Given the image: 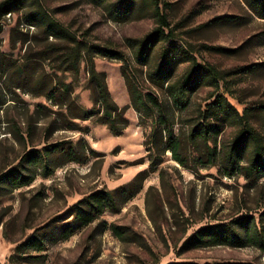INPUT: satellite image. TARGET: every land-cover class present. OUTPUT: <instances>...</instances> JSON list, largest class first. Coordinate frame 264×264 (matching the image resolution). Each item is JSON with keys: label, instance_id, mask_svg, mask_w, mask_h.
Segmentation results:
<instances>
[{"label": "rangeland", "instance_id": "374dc122", "mask_svg": "<svg viewBox=\"0 0 264 264\" xmlns=\"http://www.w3.org/2000/svg\"><path fill=\"white\" fill-rule=\"evenodd\" d=\"M161 1L174 41L151 43L145 63L138 41L158 26L147 0H25L1 16L0 178L11 170L33 177L1 184L0 264H264L255 239L244 246L191 239L217 223L264 235V171L251 162V138L233 152L245 129L264 146V0ZM39 6L64 30L54 34L49 18L36 16ZM167 48L172 79L194 61L201 66L185 109L149 78ZM91 61L125 109L119 135L97 116L74 119L65 104L71 95L96 108ZM134 93L166 99L175 151L156 125L158 107L138 109ZM219 93L245 118L234 110L205 118ZM201 121L210 123L207 136L192 134ZM40 154L45 162H32ZM100 190L113 193L112 206L87 224L75 221L82 199ZM242 216L250 217L246 227L236 220Z\"/></svg>", "mask_w": 264, "mask_h": 264}, {"label": "trees", "instance_id": "16d2710c", "mask_svg": "<svg viewBox=\"0 0 264 264\" xmlns=\"http://www.w3.org/2000/svg\"><path fill=\"white\" fill-rule=\"evenodd\" d=\"M25 0H3L0 2V18L8 10L12 9L17 4H21ZM34 1V0H33ZM261 1V0H258ZM161 0H147V3L154 6L156 10V18L158 26L151 33V35L140 39L137 45L136 57L138 60L148 62L149 55L152 50L151 43H154L157 39H163L172 44L174 41V31L171 28L168 32L165 31L166 27H169L170 23L168 22V17L160 10ZM167 2H164V5H167ZM251 4V3H250ZM252 8L258 13L262 14L261 11L257 9V5L251 4ZM39 10L35 12L36 16L40 18H49L48 15L43 11L42 7H38ZM264 17V15H260ZM1 27V25H0ZM48 27L52 28L54 34H59V30H64L57 21L53 19H48ZM182 51L184 50L181 49ZM179 51L181 54L182 51ZM171 49L167 48L160 54L159 60L154 65V71L150 73L149 78L158 84L161 88H165L168 94V98L172 100V103L177 109H185L190 103V94L196 88L201 68L200 65L194 61L191 68L182 76L172 79L170 73L169 61L172 59L170 55ZM90 72L94 81V91H93V100L96 108L88 109L80 104H78L75 99L70 95L67 104L72 113L73 118H79L81 120H88L93 117H98V120L102 123L108 125L109 129L116 135L121 134L126 126L128 125V119L125 115V109L121 108L112 98L111 93L108 89V85L104 74L97 72L93 61H91ZM209 75H213L215 78V71L209 69ZM133 103L138 109H143L145 112L152 107H158L160 112L157 119L156 125H164V128L161 130V135L165 132V138L168 148L175 151L176 134L174 131L173 123L171 122V115L168 112L167 101L165 98H160L158 96L151 97L150 95L142 96L139 94H133ZM234 110L239 114L236 108L226 99L224 94L219 93L213 102L208 104L206 109L205 118H211L221 112L229 113V111ZM241 119L245 118V115H240ZM249 126H252L250 122ZM156 126V128H157ZM197 126V127H196ZM195 128L192 130V134H205L206 136L210 132V123H201L199 122ZM252 140V150H251V162L254 165H258L262 171H264V146L258 139V135L252 131V129H245L242 131L238 139L235 141L233 147L234 153H239L244 150V146L248 141V138ZM211 149V147H210ZM233 154V153H232ZM46 154H40L32 160V162H45ZM15 170H11L8 177L0 178V190L4 187L1 184L7 182L8 184H28L32 175H27L22 171H17L14 175ZM81 205L77 206V209L74 211V220L82 224H87L94 220L96 213H100L106 209L107 206H112L114 203L113 193L110 191L100 190L91 194L88 198L82 199L80 202ZM96 212V213H95ZM239 222V226H247L250 224L249 216H242L236 219ZM65 236H68L72 229H64ZM197 246H207V245H216V244H229L233 246H244L247 244L248 240L255 239L257 242H260L264 245V235L254 229L250 237L244 236L241 231H239L236 226H232L228 223H217L212 225H207L200 228L191 238ZM29 246H36L37 248H42V242L38 239H29L25 243ZM168 264H201L199 262H171ZM205 264H253L249 262H207Z\"/></svg>", "mask_w": 264, "mask_h": 264}]
</instances>
